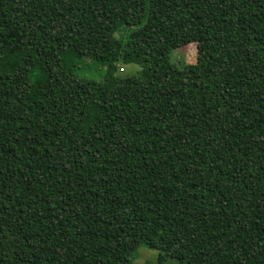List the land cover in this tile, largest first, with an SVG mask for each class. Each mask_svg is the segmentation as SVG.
Listing matches in <instances>:
<instances>
[{"label":"trees","instance_id":"16d2710c","mask_svg":"<svg viewBox=\"0 0 264 264\" xmlns=\"http://www.w3.org/2000/svg\"><path fill=\"white\" fill-rule=\"evenodd\" d=\"M141 245L264 264V0H0V264Z\"/></svg>","mask_w":264,"mask_h":264},{"label":"rangeland","instance_id":"374dc122","mask_svg":"<svg viewBox=\"0 0 264 264\" xmlns=\"http://www.w3.org/2000/svg\"><path fill=\"white\" fill-rule=\"evenodd\" d=\"M176 61L183 58L186 63H192L195 61L196 50L193 44L185 46L174 52ZM85 63L82 68H80V76H85L89 78H95L100 80L103 77L104 66L93 62L90 59H85ZM124 68V69H123ZM123 68L120 69L121 75H133L138 72L140 69L137 64H126L123 65ZM159 251L157 249H151L144 245H141L137 248L134 259L131 261V264H159L157 263V257ZM177 261L175 258H166L160 264H176Z\"/></svg>","mask_w":264,"mask_h":264}]
</instances>
